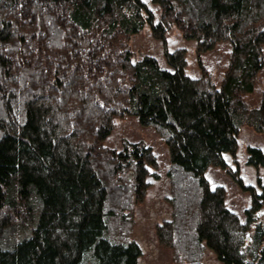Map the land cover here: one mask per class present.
<instances>
[{"label": "trees", "instance_id": "1", "mask_svg": "<svg viewBox=\"0 0 264 264\" xmlns=\"http://www.w3.org/2000/svg\"><path fill=\"white\" fill-rule=\"evenodd\" d=\"M152 3L160 15L144 0H0V264H138L140 246L113 232H129L160 163L143 143L107 146L130 116L168 148L172 217L159 241L197 264L206 247L223 264H264V182L246 185L225 158L243 126L264 132V90L258 107L246 100L264 70V0ZM147 26L167 68L135 57ZM173 29L199 64L230 46L219 84L189 75L188 50L167 46ZM247 150L264 168V148ZM212 167L251 195L242 215Z\"/></svg>", "mask_w": 264, "mask_h": 264}, {"label": "rangeland", "instance_id": "2", "mask_svg": "<svg viewBox=\"0 0 264 264\" xmlns=\"http://www.w3.org/2000/svg\"><path fill=\"white\" fill-rule=\"evenodd\" d=\"M144 1L153 11L157 12V15H160L152 0ZM130 45L136 59H141L145 55H152L158 59L162 67H168L162 42L153 37L149 26L133 37ZM167 46L170 50L178 48L188 50L189 75L199 77L203 71L209 73L216 83L219 84L222 81L230 54V46L226 43L220 44L217 50L204 55L200 64L196 57L195 42L185 40L177 29L168 33ZM258 81L255 92L246 96V100L253 108L258 107L262 99L264 70L260 73ZM124 140L131 143H143L151 147L158 157L160 169L159 178L153 180V185L149 189L146 199L142 202L135 200L134 220L133 225L129 227V232L124 235L121 234V237L117 231L113 232L114 235L118 236H114L115 239L123 237L125 241L133 240L140 246L142 254L138 264H197V259L185 260L186 257L179 256L172 248L164 246L157 236V227L172 217V209L167 201L170 194V182L167 177L169 154L162 137L155 129L142 127L137 117L130 116L117 120V127L106 144L110 148L120 151L124 149ZM249 146L264 148V132H259L246 125L239 132V149L236 158L230 155H225V158L233 171L237 169V166L239 167L240 175L246 185H254L259 190L258 179L264 182V168L256 169L247 164ZM207 177L213 187L224 186L227 189L228 207L242 215L251 204V195L243 192L225 170L212 167L208 170ZM202 255L200 264H223L216 254L207 247Z\"/></svg>", "mask_w": 264, "mask_h": 264}]
</instances>
